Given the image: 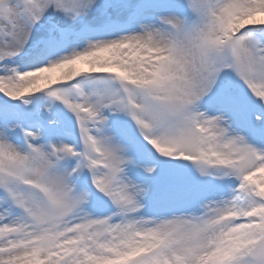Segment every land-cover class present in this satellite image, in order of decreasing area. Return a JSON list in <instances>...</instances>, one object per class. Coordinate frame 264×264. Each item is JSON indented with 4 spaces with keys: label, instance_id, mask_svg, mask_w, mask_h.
Returning a JSON list of instances; mask_svg holds the SVG:
<instances>
[{
    "label": "snow or ice",
    "instance_id": "1",
    "mask_svg": "<svg viewBox=\"0 0 264 264\" xmlns=\"http://www.w3.org/2000/svg\"><path fill=\"white\" fill-rule=\"evenodd\" d=\"M0 264H264V0H0Z\"/></svg>",
    "mask_w": 264,
    "mask_h": 264
}]
</instances>
